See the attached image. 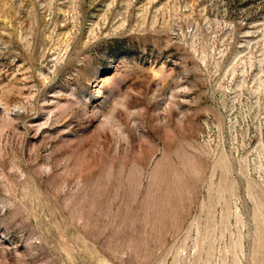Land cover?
<instances>
[{
	"label": "rangeland",
	"instance_id": "rangeland-1",
	"mask_svg": "<svg viewBox=\"0 0 264 264\" xmlns=\"http://www.w3.org/2000/svg\"><path fill=\"white\" fill-rule=\"evenodd\" d=\"M0 264H264V0H0Z\"/></svg>",
	"mask_w": 264,
	"mask_h": 264
}]
</instances>
